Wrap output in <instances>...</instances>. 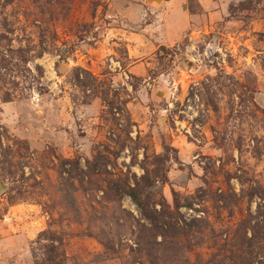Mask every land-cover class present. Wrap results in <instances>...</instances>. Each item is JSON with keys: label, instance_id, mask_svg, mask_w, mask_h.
Here are the masks:
<instances>
[{"label": "rangeland", "instance_id": "rangeland-1", "mask_svg": "<svg viewBox=\"0 0 264 264\" xmlns=\"http://www.w3.org/2000/svg\"><path fill=\"white\" fill-rule=\"evenodd\" d=\"M0 264H264V0H0Z\"/></svg>", "mask_w": 264, "mask_h": 264}, {"label": "trees", "instance_id": "trees-1", "mask_svg": "<svg viewBox=\"0 0 264 264\" xmlns=\"http://www.w3.org/2000/svg\"><path fill=\"white\" fill-rule=\"evenodd\" d=\"M127 193H128V196H130L134 200V202L138 205V207L142 209L144 214L149 217L150 216L149 211L148 209L145 208V204L143 203V200L140 194L137 193L135 190L129 191Z\"/></svg>", "mask_w": 264, "mask_h": 264}]
</instances>
